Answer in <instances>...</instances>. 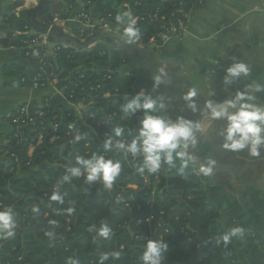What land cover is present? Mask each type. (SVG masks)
<instances>
[{"label":"trees","instance_id":"obj_1","mask_svg":"<svg viewBox=\"0 0 264 264\" xmlns=\"http://www.w3.org/2000/svg\"><path fill=\"white\" fill-rule=\"evenodd\" d=\"M85 1L95 3L97 11L120 34L123 25L116 17L128 13L136 18L140 36L134 45L156 38L163 23L173 20L172 13L181 2ZM198 7L189 4L187 8L192 14ZM9 20L21 30L30 25L24 16H10ZM103 32L99 27L93 34L75 30L80 40ZM29 37L21 34L16 42L22 56L42 67L40 82L47 81L53 72L68 100L87 105L84 119L93 130L78 123L75 110L49 97L31 112V124L11 132L1 153L12 160L4 175L13 177L19 168L30 174L17 177L14 191L0 195V209L11 207L16 223L13 236L0 234V264H68L70 259L77 264H100L105 253L115 251L121 253L120 257H110L103 264H143L149 240L167 243L161 264H244L242 258L248 256L255 239L244 242L223 224L220 207L209 199L202 174L195 171L196 162L183 174L179 159L175 168L162 164L157 173H141L138 169L142 157L103 148L109 136L130 142L138 135L143 119V112L133 115L122 110V105L139 93L134 85L132 53L113 38L98 39L87 48L56 41L53 52L48 53L47 46L28 45ZM5 73L12 79L27 77L26 68L20 64L8 65ZM108 93L115 97L108 98ZM155 114L162 115L161 111ZM72 123L75 126L70 130ZM116 126L124 128L120 137L112 131ZM77 134L83 138L73 143ZM55 135L58 138L53 139ZM31 146L34 150L29 155ZM93 154L121 163L120 175L111 190L105 189L101 181L85 182L83 167L76 164V158ZM48 161L52 164H44ZM71 167H81V176L69 174V181L63 182ZM54 191L60 192L63 203L50 200ZM33 207H38V212L34 213ZM68 208L74 210L69 213ZM102 224L112 230L110 238L97 234ZM49 232L53 235H45Z\"/></svg>","mask_w":264,"mask_h":264},{"label":"crops","instance_id":"obj_2","mask_svg":"<svg viewBox=\"0 0 264 264\" xmlns=\"http://www.w3.org/2000/svg\"><path fill=\"white\" fill-rule=\"evenodd\" d=\"M50 1L54 8V18L50 23L57 25L64 35L76 36L75 30L93 34L94 28L99 27L115 41L126 43L122 34L115 32L110 22L97 11L95 3H87L85 0ZM39 4L40 0H0V39H7L0 43V195L14 191L17 177L30 174L29 170L19 168L13 177L4 175L12 160L1 153L9 135L16 130L10 117L18 106L25 105L32 112L47 98L54 97L59 105L75 110L78 123L93 130L84 119L87 105L68 100L58 79H52L44 87L34 86L41 67L39 63L23 57L20 48L16 46L19 35L29 33L18 29L9 17L24 16L29 22L30 11ZM81 11L89 14V25L78 17ZM47 12L49 7L36 16V22L48 21ZM189 20L185 35L179 39L173 37L163 41L164 49L160 46L150 48L147 44L129 45V48L134 49L131 64L135 66L137 63L139 67L138 72L135 71L134 85L138 92L144 91L146 95L158 99V103H161L164 86V104L172 98L180 107L174 116L166 107L169 119L183 117L202 124V130L195 133L198 146L192 149L190 145L189 151L196 161L198 171L202 163L209 166L208 159L214 161L210 165L211 174L202 175L209 199L220 207L221 221L225 226L242 229L236 233L242 241L255 239L248 256L242 258L244 264H264V146L258 149V157L251 156L248 147L239 152L224 148L226 141L222 128L226 126V121L209 119L206 107L200 104H196L197 108L203 112H193L183 100L191 88L202 93L205 87H209L219 103L231 99L237 91L245 90L248 84L264 83V0H207L203 6L193 10ZM30 26V32L38 30L32 23ZM56 41L53 38L48 42L49 53ZM178 58L182 60L183 69L176 78L169 74L167 63ZM236 63H244L248 67L247 76H228L226 69ZM12 64L24 66L27 77L19 80L7 76L6 67ZM161 71L164 73L162 82L154 90L153 78L161 74ZM226 76L228 83H225ZM176 80L179 84L175 83ZM253 95L257 103L264 104V91ZM106 96L115 97L110 93ZM33 150L31 146L29 155H32Z\"/></svg>","mask_w":264,"mask_h":264},{"label":"clouds","instance_id":"obj_3","mask_svg":"<svg viewBox=\"0 0 264 264\" xmlns=\"http://www.w3.org/2000/svg\"><path fill=\"white\" fill-rule=\"evenodd\" d=\"M116 21L118 24L123 25L122 39L129 45L136 44L139 40V28L137 27L136 18L125 13L123 16H117ZM226 71L228 76L239 77L241 74L247 76L249 69L244 63H236L228 67ZM163 76V71H161V74L154 76V90L162 82ZM228 82L226 76L225 83ZM261 91H264V83L248 84L245 90L237 91L231 99L219 103L208 101L205 104L209 119L226 121V126L222 128L226 141L223 145L224 148L239 152L248 147L251 156L258 157L260 155L258 149L264 146V104L257 103L253 93ZM197 94V90L191 88L183 96V100L193 112H203L202 109L197 108L194 99ZM125 99L128 100L127 97ZM165 108V104L158 103L156 99L146 95L144 91L139 92L122 105V110L125 113L134 115L137 112H143L138 135L130 142L115 140L112 136H109L104 140L103 148L131 153L134 157H142L143 163L138 169L141 173L145 170L148 173H157L162 164L175 168L177 166L176 161L179 159V171L183 174L185 168L196 162L189 152V147L191 145V148L195 149L198 146L195 133L202 130V124L199 121H192L183 117L172 120L155 114ZM112 131L115 137H120L124 132V128L116 126ZM82 138L81 134L75 135L73 143L79 142ZM213 163L212 159H208L207 164L209 166L202 163L199 172L203 176L210 175L212 172L210 165ZM76 164L83 167L86 183L101 181L105 189L108 190L112 189L113 183L120 175L122 168L119 161L106 159L104 155L100 154H93L90 158L77 157ZM67 173L62 178L63 182L69 181V174L80 177L82 174L81 167L68 168ZM50 200L63 203V196L59 191H54L50 196ZM38 210V207L32 209L34 213ZM73 210V208L67 209L69 213ZM15 227L16 223L12 208L0 209V234H3L4 237H11L14 235ZM96 231L103 238H110L113 234L106 224H102ZM232 231L237 233L241 232L242 229L234 228ZM45 235L52 236L53 233L49 232ZM167 247L168 245L164 241L149 240L146 244V251L142 256L143 264H161L162 252ZM120 255L121 253L118 251L105 253L100 264H103L110 257L117 259ZM68 264H77V261L70 259Z\"/></svg>","mask_w":264,"mask_h":264},{"label":"built area","instance_id":"obj_4","mask_svg":"<svg viewBox=\"0 0 264 264\" xmlns=\"http://www.w3.org/2000/svg\"><path fill=\"white\" fill-rule=\"evenodd\" d=\"M207 0H181L179 7L175 10V12L172 13L173 15V20L171 22H164L162 26V30L157 34L156 38L151 39L149 42H152L154 44H159L161 41H166L170 38L177 37L181 38L188 29V24H189V19L191 16V11L188 9V5L192 4L193 8L198 7V6H203V4ZM156 17L158 14L156 13ZM78 17L85 22L86 24H90V16L86 11H81L78 14ZM162 19H165L164 16H162ZM107 22H109L108 19H106ZM111 24V23H110ZM31 26H26L25 31L27 32L29 37V40L26 41L28 45H43V46H48V42L50 41L51 34L48 31H34L30 32L29 29ZM140 36V32H139ZM53 52V50H51ZM49 53V51H48ZM42 70V67H41ZM43 75L42 71L39 73L37 79L34 81V86L35 87H44L46 86L52 79H57V75L52 72L50 77H48V80L45 82H40V77ZM16 113L14 115V118L12 120L13 125L16 127V130H20L21 127L27 126L31 124V112L27 110V107L25 105L18 106L15 109ZM39 112V111H38ZM31 116V118H30ZM91 118L94 116L91 114ZM75 123H72L69 125V129L72 130L74 129ZM79 133V132H78ZM58 138L57 135L53 137V139ZM43 136L41 135L39 137V141H42ZM196 173L200 174L197 170H195Z\"/></svg>","mask_w":264,"mask_h":264},{"label":"water","instance_id":"obj_5","mask_svg":"<svg viewBox=\"0 0 264 264\" xmlns=\"http://www.w3.org/2000/svg\"><path fill=\"white\" fill-rule=\"evenodd\" d=\"M51 1L50 0H40V4L33 8L29 13V22L33 24L34 27H36L40 31H48L52 35L54 39L60 42L68 43V44H75L81 48H87L93 45L96 40L98 39H111L112 36H110L107 33H97L92 38H90L87 41L82 42L80 39H78L76 36H66L63 34L62 30L52 23H50L54 18V8L51 7ZM49 7V12H47L48 21L44 23H38L36 22V16L39 14L41 15L44 10H46ZM6 38L0 39V43H3ZM120 43V42H119ZM125 46L126 49H128L131 53L134 52V49L129 48V44L127 43H120ZM41 45V44H40ZM166 95L165 87L163 86V90L161 92V103L164 104V98ZM161 114L165 119H169L168 114L166 113L165 109H161Z\"/></svg>","mask_w":264,"mask_h":264},{"label":"rangeland","instance_id":"obj_6","mask_svg":"<svg viewBox=\"0 0 264 264\" xmlns=\"http://www.w3.org/2000/svg\"><path fill=\"white\" fill-rule=\"evenodd\" d=\"M175 39H179V38L175 37ZM85 41H87V40H85ZM168 43L171 44V42H169V41H168ZM162 44H163L162 41L159 44H156V45L154 43H152V42H148L147 43V45H150L149 46L150 48H154V46H160L162 48ZM162 49H164V47ZM181 62H182V60L178 58V59H173V61L170 64L167 63L168 67L170 69V73L169 74L172 77L176 76V78H177V76H180V74L182 72L181 70L183 69L181 67V65H182ZM134 67H135V71L137 73L138 70H139V67H138L137 63H136V65ZM175 83L179 84V82L177 80L175 81ZM197 93H198L197 97H195L194 99H195L196 104H200L199 106L203 105V107L205 108V104L208 101H213V102H216V103L218 102V98H217L216 94L214 92H212V90L209 87H205V89H203L202 93L199 92V91H197ZM157 101H158V99H157ZM166 107L168 108V111H170L172 113V116H174L175 111L178 108H180L178 103H175L172 98L169 99V101L166 104Z\"/></svg>","mask_w":264,"mask_h":264},{"label":"flooded vegetation","instance_id":"obj_7","mask_svg":"<svg viewBox=\"0 0 264 264\" xmlns=\"http://www.w3.org/2000/svg\"><path fill=\"white\" fill-rule=\"evenodd\" d=\"M195 121H197V120H195Z\"/></svg>","mask_w":264,"mask_h":264}]
</instances>
